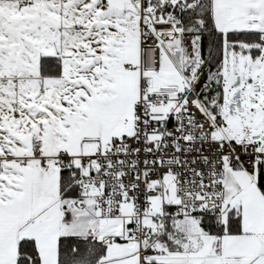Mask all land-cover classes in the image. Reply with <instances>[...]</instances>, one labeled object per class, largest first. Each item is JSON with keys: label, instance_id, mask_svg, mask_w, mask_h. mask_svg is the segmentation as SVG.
I'll list each match as a JSON object with an SVG mask.
<instances>
[{"label": "snow or ice", "instance_id": "obj_1", "mask_svg": "<svg viewBox=\"0 0 264 264\" xmlns=\"http://www.w3.org/2000/svg\"><path fill=\"white\" fill-rule=\"evenodd\" d=\"M0 264H264V0H0Z\"/></svg>", "mask_w": 264, "mask_h": 264}]
</instances>
